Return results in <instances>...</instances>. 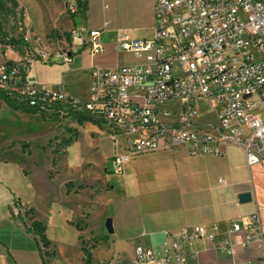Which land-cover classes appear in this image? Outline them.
Segmentation results:
<instances>
[{
    "label": "built area",
    "instance_id": "built-area-1",
    "mask_svg": "<svg viewBox=\"0 0 264 264\" xmlns=\"http://www.w3.org/2000/svg\"><path fill=\"white\" fill-rule=\"evenodd\" d=\"M67 9L70 15L81 12L76 2ZM154 20L151 38L121 35L115 43L136 64L91 70L87 99L27 83L22 73L28 64L2 65L0 90L40 113L85 115L106 126L115 150L122 149L112 159L117 172L138 156L178 149H186L190 156L220 155L221 148L237 146L248 166L263 163L264 0H155ZM16 27L30 44L20 5ZM72 36L93 56L105 52L98 31L76 30ZM58 54L69 64L75 51L61 49ZM198 100L215 106L219 127L200 129L195 121ZM198 240L233 260L238 250L256 245L263 252L259 264H264L258 213L229 225L225 236L217 234L216 226L181 231L160 255L137 246L135 264L196 261L197 252L188 247Z\"/></svg>",
    "mask_w": 264,
    "mask_h": 264
},
{
    "label": "crops",
    "instance_id": "crops-1",
    "mask_svg": "<svg viewBox=\"0 0 264 264\" xmlns=\"http://www.w3.org/2000/svg\"><path fill=\"white\" fill-rule=\"evenodd\" d=\"M44 1L58 7L56 19L45 21L39 0H18L32 37L30 42L31 39L56 38L48 51L41 52L39 59H28L21 64H28L24 79L27 83L39 84L52 93L63 91L72 97L89 98L93 68L104 70L137 63L116 49L120 36L148 39L154 33L155 0ZM73 2L86 3V10L70 15L67 8ZM31 10H37L39 26L35 25ZM59 19L65 21V27L59 24ZM76 30L98 31V41L105 52L91 55L89 47L72 36ZM61 49L75 51L71 63L62 62L58 54ZM62 82L63 87H60ZM86 123V127L78 130V141L68 147L66 154L52 157L56 174L54 179H48L56 182L62 172V161L70 175L60 187L62 202L48 207L40 221L50 241L51 263L87 264L82 252V248H86L90 253L89 264H135L137 246L150 248L160 255L181 231L190 232L196 226L211 230L216 226L217 234L225 236L229 225L244 223L254 213H258L264 233V162L248 166L244 152L237 146L221 148L220 155L190 156L186 149H178L138 156L125 165L123 172H117L111 169L112 159L116 152L122 153V149L115 150L108 128L106 133L100 132L93 138L95 129L106 126ZM209 125L219 127V122L216 120ZM33 135L9 140L8 148H14L16 140V146L20 145L24 153L21 145L25 144L23 138L28 137L26 155H31ZM110 142L111 150L107 146ZM92 149L97 151L87 159ZM94 156L99 157V163L94 161ZM92 161L99 166L106 165L105 187L94 192L91 188H76L64 193L68 181L90 184V176L79 170ZM244 194L250 199L241 202ZM11 196L16 197L12 192ZM74 201H78L76 208L67 205ZM108 219L112 233L105 226ZM0 244L6 255L14 251L1 240ZM68 248L74 249L73 257L64 254V249ZM188 250L197 252V260L189 259L186 264H234L239 260L259 264L263 258L262 250L256 245L238 250L234 260L212 250L205 240L194 242ZM30 251L42 264L34 244Z\"/></svg>",
    "mask_w": 264,
    "mask_h": 264
},
{
    "label": "rangeland",
    "instance_id": "rangeland-1",
    "mask_svg": "<svg viewBox=\"0 0 264 264\" xmlns=\"http://www.w3.org/2000/svg\"><path fill=\"white\" fill-rule=\"evenodd\" d=\"M39 2L45 21L57 18L58 7L44 0ZM18 11V0H0V24L6 33L5 37H0V67L9 62L19 65L28 59H39L41 52L48 51L56 40L52 36L46 41L31 39V44H27L23 39V33H19L16 27ZM31 14L35 16V25L39 26L41 21L37 10H31ZM59 24L66 26L62 19H59ZM27 34L32 38L29 33ZM197 112L195 121L202 131L208 129L209 124L217 120V109L205 100L197 101ZM86 126L87 123L79 124L70 116L51 114V112L41 114L40 117L17 113L11 110L5 101L0 100V240L15 251L12 252L13 257L12 254L6 255L0 244V264H40L38 256L30 251L33 244L35 246L33 237L25 232L22 224H30L34 219L42 221L48 207L62 202L60 187L69 177L70 172L62 161L60 162L62 172L56 177V182L50 181L56 174L53 170L52 157L65 155L68 147L78 141V130ZM95 130L93 138L99 136L100 132L106 133L107 127ZM31 134L35 137L30 146L31 155H26L28 150L22 153L20 145L16 146L18 145L16 140L14 148H8L11 144L9 140ZM23 139L25 141L23 143L26 144L29 138ZM107 146L111 150V142ZM96 151L92 149L87 154V159ZM93 158L99 163L98 156ZM96 162H89L81 171L79 170L81 174L86 173L90 176V184L68 181L63 192L65 193L67 188L70 190L91 188L92 192L103 189L108 172L105 171L106 165L99 166ZM111 169H114L113 165ZM11 192L16 195L15 198H12ZM77 204L78 201H74L67 205L76 208ZM43 252L44 257H40L42 264H53L52 250L43 249ZM65 253L73 257L75 252L74 249L68 248L64 249Z\"/></svg>",
    "mask_w": 264,
    "mask_h": 264
},
{
    "label": "trees",
    "instance_id": "trees-1",
    "mask_svg": "<svg viewBox=\"0 0 264 264\" xmlns=\"http://www.w3.org/2000/svg\"><path fill=\"white\" fill-rule=\"evenodd\" d=\"M78 4L80 5L81 12H84L86 10V3L79 2ZM5 36H6V33L3 31L1 24H0V37H5ZM8 64H13V63L9 62ZM25 76H26L25 72L22 73L23 79H25ZM0 100L5 101L6 105L14 111H22L24 113L33 114V115H36V114L43 115V113H40L35 108H30L26 106L25 104L18 103L10 99L2 90H0ZM71 118L72 120H75L79 124H83L86 122L95 123L92 118H90L89 116H85V115L71 114ZM21 147L24 153L29 148L27 144H22ZM67 192H69L68 188H67ZM22 228L25 230V232L28 235H31L33 237V241L35 243L38 254L41 258H43L44 257L43 249H46L47 251H49L50 249V241L47 238L45 226L39 220L34 219L31 221L30 224L23 223ZM82 252L84 254V257L86 258L87 264H89V257H90L89 251L86 248H82Z\"/></svg>",
    "mask_w": 264,
    "mask_h": 264
},
{
    "label": "water",
    "instance_id": "water-1",
    "mask_svg": "<svg viewBox=\"0 0 264 264\" xmlns=\"http://www.w3.org/2000/svg\"><path fill=\"white\" fill-rule=\"evenodd\" d=\"M250 199V196L248 195V194H244V195H241V197H240V201L241 202H246V201H248ZM106 229H107V231L109 232V233H112L113 232V229H112V223H111V220L110 219H108L107 221H106Z\"/></svg>",
    "mask_w": 264,
    "mask_h": 264
}]
</instances>
